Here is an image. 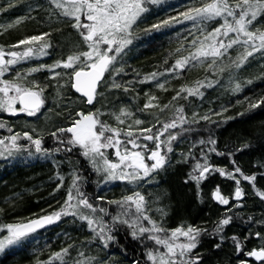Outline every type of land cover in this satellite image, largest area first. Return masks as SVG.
Masks as SVG:
<instances>
[{"label":"trees","instance_id":"trees-1","mask_svg":"<svg viewBox=\"0 0 264 264\" xmlns=\"http://www.w3.org/2000/svg\"><path fill=\"white\" fill-rule=\"evenodd\" d=\"M210 2L212 0H161L158 4H147L148 11L130 29L127 38L132 43L118 55L109 53L117 55V59L104 74V81L97 89L100 95L93 105L88 106L82 97L73 92L72 69L56 68L55 72L61 73V76L55 79L47 67L27 74L32 68L50 66L66 60L71 54L88 50L80 33L72 27L75 20L62 16L61 10L55 9L49 0H0V9H8L0 11V47L5 53L39 47L45 42L50 44L46 50L48 55L10 66L9 71L0 77V80L15 81L32 91L43 89L41 98L44 101L35 116L19 112L11 115L0 110V124H4L0 128V139L28 132L42 143V152L38 153L40 158L31 156L34 154L32 143L23 146L18 141L16 143L21 146L19 151L13 149L12 155L5 152L0 156V238L7 235L3 225L61 211L74 176L80 177L82 182L86 180L83 193L89 202L97 209L102 207L108 211V215H104L83 208L82 211L75 210V216H62L60 220L0 252V264H76L77 261L88 264L89 259L91 264H152L147 260L146 251L165 249L145 237L134 239L127 224L112 220L122 209L108 201H121L135 192L145 195L146 214L167 229L168 234L177 227L188 225L207 230V234L199 238L197 249L193 250L203 258V264H264V261H256L246 255L264 246V200L255 194L252 184L242 180L241 186L246 195L242 201H235L231 199L235 182L221 177L218 172L208 175L199 188L195 181L189 179L194 165L203 163L205 157L210 165L229 171L233 168L231 160L234 159L244 174L257 175L256 188L264 191V175H260L264 173V167H261L264 165V103L256 108L250 107L264 101V50L253 53L239 68L235 64L245 52L242 45H234L216 58L215 63L212 57L191 60L199 41L219 27L223 19L194 25L193 21H184L179 14ZM230 3L235 4L236 0H230ZM169 17H176L182 22L162 26L158 31L151 29L152 25ZM228 19L231 20V17ZM257 29L264 31V15L251 26L252 31ZM43 33L49 35L42 41L20 48L10 47L21 39ZM229 36L234 37L235 33H229ZM217 39L228 41V37ZM105 47L101 45L102 49ZM248 50L251 51V48ZM184 57H189L188 64L183 69H174L176 60ZM117 69L122 71L117 74ZM153 73L157 74L155 79L145 80ZM33 81L38 87L32 86ZM113 81L122 87L112 88ZM209 82L210 87L207 86ZM161 84L163 88L159 86ZM237 86L239 91H235ZM195 88H199L203 95L188 94L187 89ZM149 103L152 107L145 109ZM15 108H20L18 102ZM121 110L129 115H121ZM77 113H92L117 129L121 133L119 138L124 142L120 146L122 149L130 148L126 143L129 138L124 135L127 131L133 132L132 138L138 144L153 149L155 142L142 138L151 133H142L141 129L151 127L153 132H162V142L166 141L168 134L174 133L177 138L171 143V152H167L165 143L161 145L167 159L165 167L144 180L131 183L126 180L107 181L93 173L77 147L66 142L61 144L51 136L57 128H67L77 120ZM117 116L124 121L123 124L119 123ZM205 116L209 119H204ZM136 119L143 123L135 125ZM166 123H175L176 127L164 130ZM70 137L68 133L61 134V139ZM210 140H215V145L210 144ZM5 145H9L6 139ZM57 148L60 150L56 151ZM69 148L71 151L67 150ZM212 148H215L214 152L210 150ZM107 157L116 159L111 152H107ZM217 187L221 195L230 199L229 205H222L213 199L212 193ZM237 203L242 206L226 211ZM81 213L94 220L101 218V222L112 229L109 234L114 239L108 242V247L88 227L87 221L79 218ZM226 215L232 216L231 223L225 226L222 233L215 234L216 225ZM95 228L98 232L99 225ZM233 236L243 242L242 253H237ZM184 239L180 237L178 242ZM218 243L221 246L216 248ZM65 248L68 253L63 256V261L50 260L54 253Z\"/></svg>","mask_w":264,"mask_h":264},{"label":"snow or ice","instance_id":"snow-or-ice-1","mask_svg":"<svg viewBox=\"0 0 264 264\" xmlns=\"http://www.w3.org/2000/svg\"><path fill=\"white\" fill-rule=\"evenodd\" d=\"M49 3L55 7V9L61 10L60 14L69 19H74L72 27L75 28L81 35L84 43L87 45L88 50L71 54L66 60L57 61L53 65L44 66L39 68H32L27 73L30 75L33 72L41 71L45 67L47 70L53 73L52 78L55 79L61 76V73L55 72L56 68L72 69L70 78L74 80L72 88L76 92L80 93L83 97H86V103L92 105L96 101V97L100 95L97 92L104 81V74L109 71L110 66L117 59V55L120 54L123 49L132 43L128 39L130 35V29L137 23L143 13L148 11L147 4H158L161 0H49ZM8 9H0V11H7ZM183 17L184 21H193L194 25L197 22H206L214 20L216 18H222L223 23L213 29L204 36V40L199 41V47L194 54H191V60H199L201 58H213L215 59L224 55L228 49L233 48L234 45H242L245 48L244 54L239 58V62L235 64L237 68L243 66L247 59L255 52H261L264 50V31L257 29L255 32L251 30L254 22L264 15V0H236L235 4L230 3V0H212L210 3L204 4L202 7H191L179 14ZM83 17V20H82ZM231 17V20L228 18ZM20 21H17L19 23ZM182 21L176 17H169L166 20L161 21L158 24L151 26L153 30H160L162 26H171L173 23H181ZM13 25H9L12 27ZM203 34V31L201 30ZM229 33H235L234 37H230ZM49 33H43L42 35H33L19 40L16 44L11 45L12 48H20L24 45H31L33 42H39L48 36ZM218 37H228V41L224 39H217ZM211 41V43H207ZM257 41L259 43H257ZM195 44L196 41L194 40ZM101 45H105V48H101ZM50 47L47 42L41 44L39 47H26L23 51H8L5 53L4 49L0 47V77H3L5 73L9 71L10 66H15L21 62L27 61L32 58H38L40 56L48 55L46 51ZM251 48V51L248 49ZM179 51V49L177 50ZM114 52L117 55H110ZM5 55L10 57L5 59ZM189 62V57L177 59L173 68L183 69ZM211 67V65H209ZM117 74L120 69L115 70ZM172 71V69H169ZM156 73H153L150 77H146L145 80L155 79ZM19 76V73H17ZM200 83V82H198ZM251 83V81H249ZM33 87H38L36 83L32 82ZM161 88L163 84L159 85ZM201 86H204L201 84ZM207 86H211V82ZM112 88H121L120 83L113 81ZM127 91V89H124ZM186 89H181L185 91ZM189 95H203L199 88L187 89ZM235 91H239V86ZM14 95H9V93ZM43 89L39 91H32L31 88L25 87L22 84L15 81L0 80V93L3 94L0 97V110L8 112L11 115L19 113H26L28 116H35L43 106V99L41 98ZM179 95V93H177ZM187 97H185L186 99ZM152 99H155L154 97ZM175 99V97H173ZM19 102L21 107L16 109L14 104ZM264 101H258L256 104H251V108L261 106ZM152 107L151 103L145 105V109ZM167 107V105H165ZM99 111V110H97ZM121 115H129L121 110ZM219 115V113H217ZM80 116V120L73 121L72 125L67 128H57L56 131L51 133V136L59 143H67L72 146H79L82 150V154L90 159L93 167L99 172L103 171L106 175V180H126L129 183L134 181H141L150 175L165 167L167 163L166 154H162L161 145L166 143L167 152H171V141L175 140V136H170L167 142L160 140L162 132H153V128L141 129L142 133H151L143 135V140L154 141L155 149H149L148 145H140L136 139H133V132L127 131L124 133L129 139L127 144H131L133 148L143 147L146 151H150V155L147 156L148 160L154 161L151 165L145 163V157L140 151H129L125 149L124 154L121 155L119 147L124 143L119 137L121 133L117 129L110 127L104 122L98 119L97 115L77 113ZM119 123L123 124L124 121L119 116L116 117ZM204 119H209L207 116ZM142 120L136 119L135 125H141ZM4 124H0V128H3ZM154 127V126H153ZM176 127L175 123H166L163 125L164 130ZM11 131V129H9ZM70 133L71 137L66 140L61 139V134ZM111 133V135H106ZM24 138L35 145L36 151L42 152L41 140L33 139L28 132L23 133V137L19 133L0 139V145H5V139L9 141V145H5L3 151H0V156H3L5 152L8 155H12V150H20L21 146L16 142L17 140ZM210 144L215 145V140H210ZM110 147L116 148V155L119 158V163L111 162L102 150ZM248 147V145H245ZM60 149L57 148L56 151ZM71 151V148L67 149ZM215 151V148L210 149ZM238 149L237 151H242ZM218 155H225V153H217ZM231 157V153H228ZM232 170H226L225 168H218L210 165L207 158H204V162H197L192 172L189 174V179L195 181L199 188L202 181L207 179L208 175L218 172L221 177L235 182L234 193L231 197L232 200L242 201L246 195L241 182L247 181L252 184L255 194L264 200V191H260L256 188L257 175H246L235 160L232 159ZM264 167V165H261ZM264 175V173H260ZM63 179L62 177L60 178ZM80 177H73V187L69 189L67 199L64 202V206L61 211L53 212L39 216L35 219L29 220L27 223L6 224L2 227L6 230L7 235L0 238V252H3L7 247L16 244L21 239L25 238L31 233H34L37 229L43 228L46 225H50L55 221L61 219L66 215H77L75 209L83 207L90 209L93 213L99 211L104 215H108V211L105 208L97 209L90 202L85 193L80 190L79 181ZM186 183L188 181H185ZM60 185L57 187L59 190ZM77 197L79 199L77 200ZM212 197L218 203L222 205H229L230 199L221 195L219 187L212 193ZM98 199H103L99 197ZM76 201V203H72ZM108 203H114L120 206L123 210L120 214L112 217L114 223L127 224L132 229V236L134 239L139 237H145L146 240L154 241L155 245L162 247L165 251H160L157 248L155 251L148 249L146 251L147 260L152 264H203V258L198 252L194 253L193 250L197 249L199 238L201 235L207 234L206 229H201L193 225L187 227H177L168 234V230L162 225L157 224L151 217L146 214L147 201L145 195L140 192H135L132 195L125 196L121 201H108ZM242 205L237 203L227 208L226 211L231 212L232 207H241ZM134 208V212L132 209ZM69 209L74 211L69 212ZM2 211V210H0ZM128 217V219H125ZM81 220H86L88 227L98 236L105 247H108V242L113 240V236L109 233L112 231L110 227L101 222V218L93 219L90 216L81 213L79 215ZM232 216L226 215L222 218L215 228V234L223 232L225 226L231 223ZM141 221H147L151 227L144 226ZM99 225V231H96L95 226ZM163 235H160V234ZM259 237V233L256 234ZM180 237H184L183 242H177ZM223 241L224 237H220ZM247 239V237L245 238ZM233 243L236 247L237 253L243 252V242L239 238L233 236ZM221 245L218 243L215 245L219 248ZM71 245H69V248ZM68 253V249H62L61 252L54 253L50 260H61L63 256ZM83 255V253H81ZM249 257H254L257 261H264V246L259 250H252L246 253ZM50 264V262H49ZM76 264H83V261H77ZM88 264H91L89 259Z\"/></svg>","mask_w":264,"mask_h":264},{"label":"rangeland","instance_id":"rangeland-1","mask_svg":"<svg viewBox=\"0 0 264 264\" xmlns=\"http://www.w3.org/2000/svg\"><path fill=\"white\" fill-rule=\"evenodd\" d=\"M257 43H258V41H257ZM17 51H21V50H17ZM10 57H8L7 55H5V59H9ZM2 93H0V95H1ZM3 95V94H2ZM2 95L0 96V97H2ZM9 95L11 96V95H14V93H9ZM18 102V101H17ZM14 107H15V104H14ZM90 114H92V113H90ZM94 115V114H93ZM81 119V117L80 116H78V119L77 120H80ZM173 130H171V132H172ZM170 136H175L176 138H177V136L174 134V133H171V134H168L167 135V139H166V141L165 142H167L168 141V139H169V137ZM21 137H23V135L21 136ZM35 139H38V138H35ZM20 144H23V146H25L26 145V143H27V145L29 144V143H31L30 141H28L27 139H24V138H21V139H19V140H17ZM174 141V140H173ZM173 141H171V143L173 142ZM42 144V143H41ZM166 144V143H165ZM130 145V148H128V150L129 151H138L140 148H133L132 147V145L131 144H129ZM4 147H5V145H0V151H3V149H4ZM75 147H77V149H78V151H79V153L81 152V154H82V150L79 148V146H75ZM166 147H167V145H166ZM33 149H34V154H32L31 156L32 157H37V158H40L41 156H39V154H38V152L36 151V147H35V145L33 144V147H32ZM73 148V147H72ZM125 149H127V148H125ZM125 149H122V148H120L119 147V151H120V154H124V151H125ZM163 148L161 147V149L160 150H162ZM167 149V148H166ZM102 151H104L105 152V156L107 157V152H111V156L113 157V156H115L116 157V159H114V160H110V158L109 157H107L111 162H114V163H119V158L117 157V155H116V151H117V149L116 148H113V147H110V148H108V149H105V150H102ZM162 152V151H161ZM163 154V153H162ZM83 155V154H82ZM145 155V159L147 160V163H148V165H151V163H152V160H148L147 159V156L148 155H146V153L144 154ZM84 156V155H83ZM47 158V157H46ZM84 158H86L85 156H84ZM87 159V161H88V163H89V165L91 166V168L93 169V173H97L99 176H101V177H104V179H106L105 178V173L103 172V171H97L94 167H93V164H92V162L90 161V159H88V158H86ZM149 162H151V163H149ZM107 181H114V180H107ZM84 182H86V180H83V182L82 181H78L77 183L79 184V187H80V190L83 192L84 191V189H83V184H84ZM109 183H111V182H109ZM72 187H73V184L71 185V188H69V189H72ZM69 191V190H68ZM79 199V197H77V200ZM72 203H76V201H72ZM118 208H120V206L118 207ZM81 209V210H80ZM82 209H83V207L81 206V207H79L78 209H75L76 211H78V210H80V211H82ZM133 211H134V208L132 209ZM60 211V210H59ZM59 211H57V212H59ZM72 211H74L73 209H69V212H72ZM88 211L90 212L91 210L90 209H88ZM123 211V210H122ZM92 212V211H91ZM110 215V214H109ZM125 219H128V217H125ZM142 222H144L143 224H144V226H146V227H150L149 226V224L147 223V221H141V223ZM178 242V241H177Z\"/></svg>","mask_w":264,"mask_h":264},{"label":"flooded vegetation","instance_id":"flooded-vegetation-1","mask_svg":"<svg viewBox=\"0 0 264 264\" xmlns=\"http://www.w3.org/2000/svg\"><path fill=\"white\" fill-rule=\"evenodd\" d=\"M80 97H81V96H80ZM82 99H84V98H82ZM84 101H85V100H84ZM20 107H21V106H20ZM22 114H23V113H22ZM85 115H86V114H85ZM71 125H72V124H70L69 126H71ZM69 126H68V127H69ZM68 134L71 136L70 133H68ZM148 148H149V149H153V148H150V147H148ZM138 151H140L144 157H145V155H144L145 153H146V155H150V151H146L143 147L140 148ZM121 155H123V153H122ZM145 163L148 164L146 159H145ZM149 163H151V162H149ZM152 163H154V161H152ZM152 163H151V164H152Z\"/></svg>","mask_w":264,"mask_h":264},{"label":"water","instance_id":"water-1","mask_svg":"<svg viewBox=\"0 0 264 264\" xmlns=\"http://www.w3.org/2000/svg\"><path fill=\"white\" fill-rule=\"evenodd\" d=\"M72 81H73L72 83H74V80H73V79H72ZM72 89H73V88H72ZM73 92H75L77 95H79V96H81L82 98H84V100H85V102H86V99H87L86 97H83L80 93L76 92L75 89H73ZM18 103H19V102H18ZM86 104H87V103H86ZM93 104H94V103H93ZM93 104H92V105H93ZM19 105H20V104H19ZM87 105L89 106V104H87ZM20 106H21V105H20ZM90 106H91V105H90ZM41 216H43V215H41ZM33 219H35V218H33ZM29 220H32V219H29ZM29 220H28V221H29ZM28 221L21 222V223H27ZM46 226H48V225H46ZM46 226H45V227H46ZM37 230H39V229H37ZM37 230H36V231H37ZM253 258H254V257H253ZM254 259H255V258H254ZM256 261H257V260H256Z\"/></svg>","mask_w":264,"mask_h":264}]
</instances>
